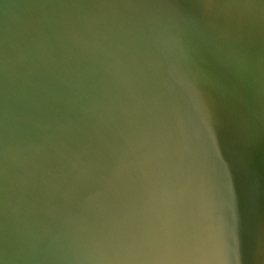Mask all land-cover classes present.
I'll return each mask as SVG.
<instances>
[{"label":"water","instance_id":"1","mask_svg":"<svg viewBox=\"0 0 264 264\" xmlns=\"http://www.w3.org/2000/svg\"><path fill=\"white\" fill-rule=\"evenodd\" d=\"M0 264H264V0H0Z\"/></svg>","mask_w":264,"mask_h":264}]
</instances>
